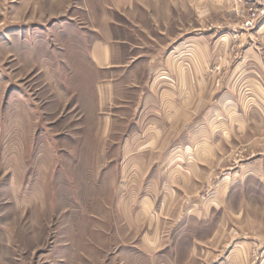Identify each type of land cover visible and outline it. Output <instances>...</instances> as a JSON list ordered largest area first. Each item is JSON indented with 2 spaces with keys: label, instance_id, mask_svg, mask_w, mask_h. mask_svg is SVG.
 Returning a JSON list of instances; mask_svg holds the SVG:
<instances>
[{
  "label": "rangeland",
  "instance_id": "rangeland-1",
  "mask_svg": "<svg viewBox=\"0 0 264 264\" xmlns=\"http://www.w3.org/2000/svg\"><path fill=\"white\" fill-rule=\"evenodd\" d=\"M213 232L264 264V0H0V264H150L156 238L175 264Z\"/></svg>",
  "mask_w": 264,
  "mask_h": 264
},
{
  "label": "crops",
  "instance_id": "crops-1",
  "mask_svg": "<svg viewBox=\"0 0 264 264\" xmlns=\"http://www.w3.org/2000/svg\"><path fill=\"white\" fill-rule=\"evenodd\" d=\"M122 2V0H121ZM112 49L110 46L109 42L106 41H95L91 44L90 47V51H89V55H90V59L91 62L93 63V65L101 70H108L111 69L113 67H119V66H123L125 63H117V61H114L113 56H112ZM103 85V88H101V92L102 93H106V91L109 93V89H110V83L109 81L107 82H103L101 83ZM175 96V95H173ZM179 99V97L177 98V100ZM170 100L172 102H177L174 98H172L169 94H163L162 95V99L161 98H155L153 94H148L145 101L147 102L145 106H148L149 109H151V111H154L152 109H156V107L158 106V101H161L163 104H165V102H170ZM186 99L183 98V101H185ZM183 103V102H181ZM102 105H105V101L99 100V106L103 107ZM135 109L137 111L138 109V101H136L135 103ZM173 118H175L173 120V124L175 125H184L186 123V116L187 113L185 111V109L182 107V105H180V103H173ZM151 114V113H150ZM153 115V114H151ZM154 116V115H153ZM141 117H138V119ZM200 126L197 129H194V135H197L198 133H201V131L207 132L206 129L207 127H205V129L201 127V121H200ZM177 132H178V128H177ZM158 133V131L156 132ZM186 140V137L184 138V141ZM153 143V140L151 141V143H149V147L151 146V144ZM191 159H187L185 158V156H178L177 159L178 161H180L181 163H183L186 166V169L183 170V172H181V174H179V179H192L191 177H193L196 172H197V165H198V160L196 162L195 157H190ZM133 159V158H132ZM175 172H178V170H175ZM177 174V173H175ZM217 194H215V196H213L211 199H209L208 201H206V203L204 205H193V206H189L188 209L190 210V213H192L191 215L193 217H196L198 221H202V220H207L209 215L212 213L213 209L217 206ZM166 212L163 211V213ZM178 214L177 217L175 218V220H171L169 222V227H170V233L172 234L173 231L175 230H179L182 227H189L191 226L190 224L187 223V221L182 222L181 218L182 216H179L178 218ZM188 217V216H187ZM157 224V223H155ZM161 224V223H160ZM175 231H174V236H175ZM213 235L214 232L209 234L204 240L202 239H193V241L190 242L189 245V250L186 252V255L183 257L182 261H178L175 264H182V263H193V261H196L195 259H199L196 262H194L193 264H243L244 262V258H246V251L244 248V246H246L248 244L247 241H239L237 243L236 248H233V245H231L232 247H230V249H228V258H225L224 260H221L220 256L221 253L219 254L217 251V242L216 239H213ZM171 236V235H170ZM168 237V239H173L171 237ZM159 238V237H158ZM146 239H149V237H147ZM158 244V239L156 238L154 241V245H150L148 244V242L146 243L145 249L148 250V252H150L148 255L150 258V264H154L156 256L153 254V250L156 248ZM169 245V244H168ZM244 248V249H243ZM163 249V248H162ZM237 249V250H236ZM156 250V249H155ZM236 250V251H235ZM239 250V252H238ZM223 252L225 251V249L223 248L222 250ZM231 255V256H230ZM229 256L231 258H229ZM231 259V260H230ZM221 260V261H220ZM235 261V262H234ZM242 261V262H241ZM162 264H169L167 261H162Z\"/></svg>",
  "mask_w": 264,
  "mask_h": 264
}]
</instances>
